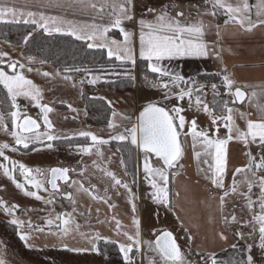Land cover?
Instances as JSON below:
<instances>
[{"label": "snow or ice", "instance_id": "snow-or-ice-1", "mask_svg": "<svg viewBox=\"0 0 264 264\" xmlns=\"http://www.w3.org/2000/svg\"><path fill=\"white\" fill-rule=\"evenodd\" d=\"M138 2L140 0H34L37 9L34 11L27 5L17 7L11 0H0V23L31 26V30L19 42L18 46L22 49L19 59L0 51V92L4 94L3 99H0V132L10 136L12 141L0 142V175L23 196L41 201L45 208L39 211L45 212V215L40 218L42 224L33 221L31 216L23 219L18 215L21 206L5 199L3 195H0V212L7 218V223L14 226L18 238L30 248L34 247L30 243L34 240V233H47L57 238L62 249L70 252L101 254L98 247L100 241L106 245L117 244L124 264H142V261L147 264H264V83L255 86L238 84L226 66L212 74L211 80L201 83L196 77H186L173 67L175 61L184 58L214 59L223 64V53L231 51L223 45L226 37L257 31L264 33V0H255L254 3L250 0H203V5H190L187 9L176 0H170L160 7L143 4V14L137 18ZM46 9L91 13V19H67L62 15L47 14ZM193 9L195 16L192 14ZM127 23L138 26L139 58L146 62L147 72L155 76L148 82L149 86L162 91L164 101L174 98L176 104L169 108L161 101H150L142 106L138 115H130L116 110L113 102L105 97L93 96L90 99L106 100L111 109L106 124L107 138L90 130L69 134L57 128L52 119V114L58 115L54 106L56 103L66 105L72 113H76L73 120L77 119L80 110L64 99L45 102V89L28 78L26 73L35 72L48 83H70L73 88L77 87L73 74L81 72L85 74L87 84L92 86L104 81L108 74L123 75L135 82L136 32L129 30ZM113 30L122 39L113 38L110 35ZM213 31L215 38L209 39ZM39 32L46 36L58 34L82 41L88 49L106 52L107 63L97 69L65 64L55 67L53 71H43L42 67L49 61L23 51ZM5 43L12 47L11 41ZM36 64L40 67H33ZM261 66L264 67V63ZM117 67L122 68L123 72H117ZM216 77H219V82H214ZM85 79L79 81L81 97L84 95L82 86ZM209 86L211 102L204 99L205 89ZM247 88L252 90L245 91ZM246 98L249 105L255 108V116L236 107L242 105ZM21 99L28 104L22 106L19 103ZM185 100L187 109L182 104ZM28 105L39 110L38 118L28 115ZM193 108L197 113L202 111L206 114L210 121L207 128L199 126L195 115L190 120L184 115ZM84 115L87 116L86 110ZM237 119L244 121V127L237 123ZM221 129L225 130L223 135ZM78 137L86 141L74 145L82 158L79 168H33L8 154L26 152L30 148L33 151L52 149L56 141H67L72 147ZM189 140L198 173H202L211 188L216 190L215 194L200 201L206 206V223L213 228L212 238L227 242V233L231 230L236 241L230 244L232 255L228 260H220L217 253L204 252L199 246L195 253L199 261L189 259L193 254L191 243L194 237L191 234L187 237L190 245L187 251L181 249L177 238L168 229L158 233L153 230L154 240L143 239L141 219L137 214L138 196L131 186L136 183V175H133L130 185L103 163V148L113 141L119 145L117 151L123 152L129 145V150H137L140 158L138 172L142 171L143 180L150 189L147 195L154 204L171 211L180 220L184 232L189 233L191 228L198 229L199 225L194 221L191 227L185 225L173 203V195L179 202L180 191L177 189L173 193V186L185 167L182 161L185 158V144ZM231 142L242 145L246 162L231 171L229 185L225 178L229 171ZM85 156L95 157L92 167L111 180L115 195H121L119 189H123L127 195L131 209V230H127L116 216H112L110 221L100 220V209H96L97 223H114L115 235L123 236L126 242L113 240L99 231L86 233L80 230L77 215L86 216L85 211H81V206H78L80 193L93 201H103L109 211L116 207L111 203L112 196L108 194V188L104 189L103 195H99L95 184L86 187L82 180L72 179L73 174L83 177L88 171V166L83 164ZM120 164L125 168V175H128L123 158ZM6 192L7 185L0 184V194ZM237 198L243 201L241 211L246 210V216L237 214ZM58 201H68L71 211L56 212ZM230 203L232 210L228 211ZM23 211L27 216L37 210L27 208ZM90 218L91 208H88L87 219ZM216 226H219L218 230ZM76 235L86 246L74 247L68 243V239ZM255 249L259 250V257ZM0 264H6L2 255Z\"/></svg>", "mask_w": 264, "mask_h": 264}, {"label": "crops", "instance_id": "crops-1", "mask_svg": "<svg viewBox=\"0 0 264 264\" xmlns=\"http://www.w3.org/2000/svg\"><path fill=\"white\" fill-rule=\"evenodd\" d=\"M12 3L16 4L17 7H25L28 6L30 10H37L34 6V0H11ZM170 0H140L137 3L136 15L139 18L143 14V4H147L149 7H160L163 4L169 3ZM181 6L187 9L190 5H203V0H176ZM251 3H254L255 0H250ZM47 14L50 15H62L67 19H75L78 21H90L91 13L81 14L80 12H73L71 10L65 11L62 9H46ZM193 16H195V10L192 12ZM106 22V20H105ZM222 22V21H221ZM127 28L129 30L136 32V41H135V49L137 59L139 58V40H138V26H134L131 23H127ZM117 34H114V33ZM110 35L116 39H122L119 36V33L116 30H113V33ZM209 39H214V31ZM6 40L0 38V51L8 52L10 56L14 59L20 58L21 48L18 46L19 43L12 42V47H9ZM223 45L226 49H231V51H225L223 53V64L220 61L214 59H203V58H184L174 62L173 67L176 70L181 71L184 76H193L196 77L201 83H206L207 80L212 79V74L220 71L221 67L226 66L228 71L232 73L234 78L236 79L238 84L244 85H260L264 83V67H262V63H264V33L257 31L253 34H240L236 37L228 36L223 41ZM33 55V54H27ZM36 56V55H33ZM37 57V56H36ZM38 58V57H37ZM146 63V62H145ZM167 63V62H165ZM33 67H40L39 64L33 65ZM56 66L53 64H46L42 67L43 71H53ZM28 78L32 79L36 84L40 85L45 89V102H51L53 100L64 99L68 102L72 103L74 107L80 110L77 119L73 120L72 117L76 116V113H72L66 105H62L60 103H56L54 106L57 110V114H52V119L56 123L57 128L66 130L69 134L72 132H76L78 130H90L96 133L103 135L107 138L108 130L106 128V123L104 124H95L90 122L87 117L84 115L85 112V104L84 100L80 95V86L79 80L74 77V80L77 82V87L73 88L71 84H64L60 81H56L55 83H48L43 77L37 75L35 72L26 73ZM204 78V80L200 79V77ZM151 79H154L153 77ZM140 82L135 80L134 86L130 89L120 90L113 89L108 86H104L101 84H97L92 89V95L94 96H103L106 100H110L113 102V107L120 111L126 112L128 114H136L138 110L146 103L150 101H161L166 104L169 108L176 104V100L173 98L169 101L163 100L162 91L156 89V98L144 100L140 98ZM214 82H219V77H216ZM85 83H87L85 81ZM51 89V90H49ZM245 91L250 92L252 89L247 88ZM259 90V89H257ZM226 98V97H225ZM204 99L208 102L212 101V93L211 90L205 89ZM19 103L24 106L28 104L27 101L21 99ZM183 106L187 109V100L182 102ZM240 110L251 112L253 116L256 115L255 108L251 107L248 103L247 98L245 99L242 105H236ZM219 114V113H217ZM28 115L33 118H38L39 110L28 105ZM184 115L190 120L194 115L197 118L198 124L202 128H207L210 125V121L206 114L202 111L197 113L195 108L191 110H187ZM67 116L68 119H64ZM111 116V114H110ZM135 118V116H133ZM42 123V122H41ZM237 123L244 127V121L237 119ZM10 127V124H9ZM224 129H221V135L224 134ZM2 141H11V137L6 134L0 132V142ZM86 142V141H85ZM85 142H74L73 146H69V142L67 141H56L55 147L52 149L40 148L39 151H33L31 148L26 152L22 151L18 154H12L13 158L18 159L30 167H40V168H50L54 166H69L74 168L80 167L81 156L77 154V149L74 147L76 143H85ZM115 141L111 142L110 145H105L103 148L104 151V161L103 163L107 166V168L114 172L120 179L127 181L131 185V179L129 174L125 175V168L121 167L120 160L122 158L119 151H117V146L114 144ZM37 147H40L37 145ZM230 149V159H229V171L226 175V184H231L232 176L231 171L234 170L235 167H240L246 162V158L243 155V147L237 142H231L229 145ZM253 152H256L255 147L252 148ZM137 157V183L136 185H131L133 188V192L136 193L138 199L137 203V214L141 219V231L142 238L145 240H154L155 237L153 235V230H156L158 233L160 230L165 228H161V226L156 225V217L154 215L155 209L152 212H149L150 209L146 210V203L142 201V187L141 184L143 181V173L138 172V164L140 162L139 153L136 150ZM110 158V159H109ZM92 159L95 157L89 158L87 156L83 157V164L88 166V171L85 176L81 177L77 174L72 175V179L82 180L85 183V186H89V184H95L97 188V192L99 195L104 194V189L108 188V194L112 196L111 203L115 204L116 207L111 211L108 209V205L103 203V201L97 202L93 201L89 196L84 193H80L77 198L78 206L81 211H85L86 216L80 217L77 215V222L81 225V231L90 232V231H99L102 235L112 238L113 240H118L120 242H126L123 236L115 235V226L112 222H106L104 224L97 223V213L96 209H100L99 219L100 220H108L112 216H116L118 219L122 221V223L126 226L127 230H131V209L127 203V195L123 189H119L121 192L120 196L115 195V189L111 187V180L103 175L102 172L94 169L92 167ZM0 162H2V158H0ZM185 165L184 169L181 170V174L178 177V182L173 186V193L177 189L180 191L179 202L177 203V198L173 195V203L176 205L177 211L179 215L183 218L185 225L190 226L194 221L199 225V228H191L189 233H185L183 228L181 227L180 220L177 219L176 216L173 215L171 211H167L169 218V227L166 229L173 232L175 237L177 238L178 244L181 246V249L187 251L190 247L188 242V235H193L194 239L191 243L192 256L189 259H193L199 261V257L195 255L197 247L199 246L204 252H215L217 253V257L220 260H228L232 251L230 249V244L235 243V239L233 238V232L231 230L228 231L229 240L227 242L220 241L219 239L213 240L212 226L206 223L207 210L206 206L200 201L206 200L210 195L215 194L214 189L211 188L210 182L205 180L202 173H198L197 164L195 160L192 159V148L191 141L189 140L185 144V158L182 161ZM203 166V165H201ZM128 172V171H127ZM19 179L22 180L18 176ZM0 184L7 185V192L3 195L5 199L10 202H15L21 206V211L18 212V215L27 219L28 216H31L33 221L36 223H43L40 219L45 215V212L39 211L40 209L45 208V205L41 201H36L32 198L25 197L19 190L15 189V187L11 184V182L7 181L2 175H0ZM68 190V189H66ZM258 191V190H255ZM42 195H46L45 193H41ZM237 207L236 211L238 215H247L246 210L241 211V207L243 201L239 198L236 199ZM34 208L37 211L28 213L26 216L24 213V209ZM91 208V218L87 219V209ZM181 209H183L181 211ZM232 210L231 203L229 204L228 211ZM56 212H64L71 211V205L68 201L57 202L55 205ZM0 218L7 221V218L4 216L2 212H0ZM217 230L219 226H216ZM17 235V234H16ZM34 240L30 243L34 244V247L31 248H57L62 249L59 246V242L57 238L44 234L34 233ZM23 242V241H22ZM24 243V242H23ZM68 243L74 247H83L86 244L81 240L79 235H76L75 238H69ZM25 245V243H24ZM55 245V247L53 246ZM117 245V244H116ZM118 248V245H117ZM222 249H226L227 251H222ZM119 252V248H118ZM89 254L96 255L95 252H86ZM120 254V252H119ZM120 257L122 258L121 254ZM123 260V258H122ZM94 264H116L112 262H102L100 260L95 261ZM142 264H147L146 261H142Z\"/></svg>", "mask_w": 264, "mask_h": 264}, {"label": "trees", "instance_id": "trees-1", "mask_svg": "<svg viewBox=\"0 0 264 264\" xmlns=\"http://www.w3.org/2000/svg\"><path fill=\"white\" fill-rule=\"evenodd\" d=\"M31 30V26L24 24H5L0 23V38L14 43H19L22 40L23 35ZM113 33V32H112ZM114 34H117L116 32ZM26 54H33L39 58H45L50 64L56 67H62L63 65L83 66L97 69L101 64L107 63L106 52L100 50L88 49L86 44L82 41L73 40L71 37L61 36L53 34L52 36H46L42 32L35 34V39L23 49ZM113 63H116L113 61ZM127 67L131 68V65ZM117 72H123L122 68L117 67ZM83 73V72H81ZM73 74L74 77L81 74ZM133 75L138 80H141L143 76L155 77L154 74L147 72L146 63L141 59H137L136 67L133 69ZM200 79L204 80L202 76ZM104 86L111 87L113 89H130L133 87L134 82L126 79L123 75H111L108 74L105 80L99 83ZM85 110L87 111V119L95 124H104L110 117L111 109L108 108L106 100H92V89L94 86L87 83L83 84ZM3 93L0 92V99H3ZM98 97V96H96ZM74 142H85L84 138L78 137ZM114 144L119 147L117 142ZM129 145L123 152H120L122 158L126 161L127 171L132 181L133 175H136L137 183V163H136V150L131 149ZM135 183V185H136ZM3 229L8 232H12L13 238L19 241L16 236L14 226L2 220ZM22 246V245H21ZM98 247L101 250V254H97L102 262H114L116 264H124L116 244H105L100 241ZM54 255L57 253L69 252L64 249H50ZM56 256V255H55ZM46 262H50V257L44 259Z\"/></svg>", "mask_w": 264, "mask_h": 264}, {"label": "rangeland", "instance_id": "rangeland-1", "mask_svg": "<svg viewBox=\"0 0 264 264\" xmlns=\"http://www.w3.org/2000/svg\"><path fill=\"white\" fill-rule=\"evenodd\" d=\"M5 40V39H4ZM7 41V40H6ZM39 58V57H38ZM79 81L85 79V74L81 73L77 75ZM152 77L143 76L140 82V98L144 100L156 98V89H153L149 86V81L153 80ZM155 78V77H153ZM136 80H138L136 78ZM86 81V79H85ZM140 80H138L139 83ZM135 83V82H134ZM134 86V85H133ZM137 163V157H136ZM138 181V179H137ZM142 201L146 203V210L150 209L149 212H152L155 209L154 215L156 217L157 226H167L169 227V218L167 209L157 206L154 204L147 193L150 191L145 181L142 183ZM3 219L0 218V221ZM6 221V220H5ZM161 227L165 228L166 227ZM16 234V231H15ZM17 236V235H16ZM18 237V236H17ZM22 245V246H21ZM50 249L57 248H30L24 245V243L13 238L12 232H8L3 229L2 222H0V255L6 261V264H94L95 261L100 260L97 255L89 254L86 252L77 253V252H66V253H54ZM259 257V250H254ZM50 257V262H46L44 259ZM114 263V262H112Z\"/></svg>", "mask_w": 264, "mask_h": 264}, {"label": "built area", "instance_id": "built-area-1", "mask_svg": "<svg viewBox=\"0 0 264 264\" xmlns=\"http://www.w3.org/2000/svg\"><path fill=\"white\" fill-rule=\"evenodd\" d=\"M206 90H211L210 86H209V87H207V88H206ZM226 98H228V97H226Z\"/></svg>", "mask_w": 264, "mask_h": 264}, {"label": "water", "instance_id": "water-1", "mask_svg": "<svg viewBox=\"0 0 264 264\" xmlns=\"http://www.w3.org/2000/svg\"><path fill=\"white\" fill-rule=\"evenodd\" d=\"M141 108H142V107H141ZM141 108H140V109H141ZM140 109H139V110H140ZM139 110H138V112H139ZM138 112H137V115H138ZM54 167H56V166H54Z\"/></svg>", "mask_w": 264, "mask_h": 264}]
</instances>
